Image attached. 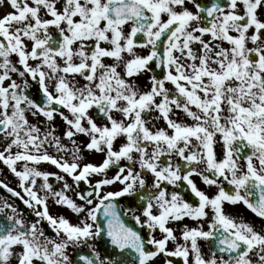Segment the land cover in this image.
I'll use <instances>...</instances> for the list:
<instances>
[{
  "label": "snow or ice",
  "instance_id": "6c2138e0",
  "mask_svg": "<svg viewBox=\"0 0 264 264\" xmlns=\"http://www.w3.org/2000/svg\"><path fill=\"white\" fill-rule=\"evenodd\" d=\"M0 144V264H264V0H0Z\"/></svg>",
  "mask_w": 264,
  "mask_h": 264
},
{
  "label": "flooded vegetation",
  "instance_id": "af4514ba",
  "mask_svg": "<svg viewBox=\"0 0 264 264\" xmlns=\"http://www.w3.org/2000/svg\"><path fill=\"white\" fill-rule=\"evenodd\" d=\"M2 147H3L2 144H0V149H2ZM5 172H6V169L4 170L3 175H0V179H3L4 180V174H5ZM70 181H71V179H70ZM197 183L202 188L204 187L200 183V181H199L198 178H197ZM10 186L16 188V190L19 191L17 185H10ZM212 191H214V189ZM0 197L7 198L9 203H14L18 207V209L22 210L25 213V216L28 219H34V217H32V215H31V210L30 209H27L18 199L17 200H14L15 198L12 199L11 197L7 196L1 189H0ZM0 203H2V200H0ZM229 211L233 212L234 214H237L238 213V214H240V215H242V216H244V217H246L248 219H254L253 214H251L250 212H248L247 210H245L242 206H238V207H235V208L229 207ZM129 223H131V221H129Z\"/></svg>",
  "mask_w": 264,
  "mask_h": 264
},
{
  "label": "rangeland",
  "instance_id": "374dc122",
  "mask_svg": "<svg viewBox=\"0 0 264 264\" xmlns=\"http://www.w3.org/2000/svg\"><path fill=\"white\" fill-rule=\"evenodd\" d=\"M60 124H61V122H60V120H59V118H58V119H57V125L59 126ZM2 146H3V144H2ZM89 159L92 160V161H94V162H97V161L99 160V157H89ZM41 167H42V168H45V169H47V170H49V171H57V170L54 168V166H50V165H47V164L42 165ZM94 179H95V178H94ZM4 180H5L7 183H9V185H17L16 180H15V179H14V178H13L8 172H7V170H6L5 174H4ZM68 182H69L70 184L72 183V181H70V178L68 179ZM53 183H54L55 187L59 188V184H56L55 181H53ZM18 190L20 191L19 188H18ZM68 195H69V196H72L73 198H75V193H74V192H69ZM49 204H50V210H51L54 214L57 213V212H63L64 215L68 216L70 219L73 220V222H75V217L72 216L71 213L65 211L64 209H61V208L56 207L55 205H53V204L51 203V201L49 202Z\"/></svg>",
  "mask_w": 264,
  "mask_h": 264
},
{
  "label": "water",
  "instance_id": "95a60500",
  "mask_svg": "<svg viewBox=\"0 0 264 264\" xmlns=\"http://www.w3.org/2000/svg\"><path fill=\"white\" fill-rule=\"evenodd\" d=\"M82 188H85L84 186L81 185Z\"/></svg>",
  "mask_w": 264,
  "mask_h": 264
},
{
  "label": "bare ground",
  "instance_id": "6f19581e",
  "mask_svg": "<svg viewBox=\"0 0 264 264\" xmlns=\"http://www.w3.org/2000/svg\"><path fill=\"white\" fill-rule=\"evenodd\" d=\"M57 170V169H56ZM58 171V170H57Z\"/></svg>",
  "mask_w": 264,
  "mask_h": 264
}]
</instances>
